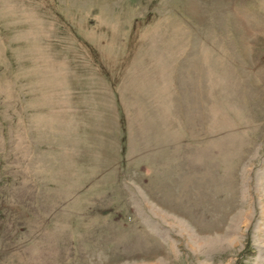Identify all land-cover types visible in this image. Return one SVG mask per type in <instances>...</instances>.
Masks as SVG:
<instances>
[{
  "label": "rangeland",
  "instance_id": "1",
  "mask_svg": "<svg viewBox=\"0 0 264 264\" xmlns=\"http://www.w3.org/2000/svg\"><path fill=\"white\" fill-rule=\"evenodd\" d=\"M0 264H264V0H0Z\"/></svg>",
  "mask_w": 264,
  "mask_h": 264
}]
</instances>
